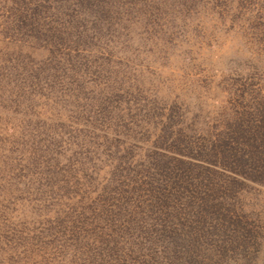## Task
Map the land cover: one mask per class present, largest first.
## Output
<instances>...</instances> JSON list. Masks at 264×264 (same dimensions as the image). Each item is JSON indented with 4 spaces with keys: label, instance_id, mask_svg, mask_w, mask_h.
I'll return each mask as SVG.
<instances>
[{
    "label": "rangeland",
    "instance_id": "obj_1",
    "mask_svg": "<svg viewBox=\"0 0 264 264\" xmlns=\"http://www.w3.org/2000/svg\"><path fill=\"white\" fill-rule=\"evenodd\" d=\"M0 264H264V0H0Z\"/></svg>",
    "mask_w": 264,
    "mask_h": 264
}]
</instances>
